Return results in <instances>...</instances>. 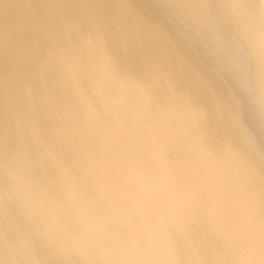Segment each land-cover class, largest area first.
<instances>
[{"label": "bare ground", "instance_id": "1", "mask_svg": "<svg viewBox=\"0 0 264 264\" xmlns=\"http://www.w3.org/2000/svg\"><path fill=\"white\" fill-rule=\"evenodd\" d=\"M0 264H264V0H0Z\"/></svg>", "mask_w": 264, "mask_h": 264}, {"label": "rangeland", "instance_id": "2", "mask_svg": "<svg viewBox=\"0 0 264 264\" xmlns=\"http://www.w3.org/2000/svg\"><path fill=\"white\" fill-rule=\"evenodd\" d=\"M158 12H160V11H158ZM161 12H162V9H161ZM190 23H192V22H190ZM173 37V36H172ZM187 39H189V40H192V39H195V38H187ZM197 40H201V38H198ZM214 68H215V70H217L218 71V68H219V66H217L216 64H214ZM260 116V115H259ZM259 116H257L256 118H255V120H259ZM259 117V118H258ZM258 132V131H257ZM259 134H260V132H259Z\"/></svg>", "mask_w": 264, "mask_h": 264}]
</instances>
